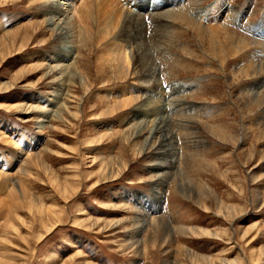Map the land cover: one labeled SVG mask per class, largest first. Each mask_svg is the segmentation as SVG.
Returning a JSON list of instances; mask_svg holds the SVG:
<instances>
[{"label": "rangeland", "instance_id": "rangeland-1", "mask_svg": "<svg viewBox=\"0 0 264 264\" xmlns=\"http://www.w3.org/2000/svg\"><path fill=\"white\" fill-rule=\"evenodd\" d=\"M118 1L0 0V264H264V0Z\"/></svg>", "mask_w": 264, "mask_h": 264}, {"label": "bare ground", "instance_id": "bare-ground-1", "mask_svg": "<svg viewBox=\"0 0 264 264\" xmlns=\"http://www.w3.org/2000/svg\"><path fill=\"white\" fill-rule=\"evenodd\" d=\"M129 3H131V2H128L127 4H129ZM115 4L119 5V4H122V3L120 1H118ZM136 4L137 5H134V7H137V11L136 12L133 9L128 8L129 7L128 5H127L128 7H125L124 4H122L121 6L119 5V7H121L119 9H117V7H116V13L119 14V17H113L112 15H110L111 17L108 19V21L104 22L103 29L104 28L108 29L109 31H111V34L114 33V31L117 32L116 34H118L117 27L118 28H123V26H124L125 29H127V27H130L133 30H135L136 32L139 31L141 33L142 29H143V21L146 22V20H145V16L146 15L145 14H147V11H152L153 12L154 10H156V11H154L152 13L153 14L152 17L157 15V13L161 14V13H159L161 11H168L166 8L164 10L161 9V8H163L162 7L163 3H161V2L160 3L156 2V4L152 6V5L147 4L145 2V0H138V2ZM227 6L228 5H226L224 9H229V7H227ZM65 11H66V9H65ZM217 11L215 13H217ZM175 13H177V12H175ZM215 13H214V8H213V10L211 12L207 13V14H209V16H213V15H215ZM103 14H106V13H103ZM173 16H175V15H173ZM204 17H203V19H204ZM72 23L73 22H71V21L65 22L64 26L62 25V29L63 30H61L60 33L57 34V38L60 41L62 40L61 44H64L63 46H65L67 50H69V46H70L69 44H71V41H72L70 39L72 37V35L69 33L71 31L70 28L72 26ZM38 24H46L44 28L47 27V23H45V21H42L41 23H38ZM126 36L129 37L128 34H126ZM128 40L129 39H127L126 41H128ZM126 41H124V42L126 43ZM145 42L143 40L139 41L138 44H136V46L132 50H128V51H126V48L123 45L119 44V46L121 47V49L119 50V55H115L114 54L111 57L116 63L120 64V65H116V68L119 69V71L121 73H123L122 72V68L124 66H128V68L126 70V72L128 74V72H129V63H131L132 69L136 70V71L139 70L138 72H140V74L143 77H145L146 79H150V78L153 77V75H152L153 74V70H156L157 66H155V63H154V60H153V56H152L151 52L148 50L147 46L145 45ZM70 47H72V46H70ZM75 66L76 67H80V64L78 65V62H77L73 67L75 68ZM41 67L42 66L40 65L39 68H41ZM75 71H77V70H75ZM75 71H74V73H75ZM119 71H118V73H119ZM77 74H78V76H80L79 78L81 79L82 76H81V74L78 71H77ZM154 81L157 83L156 80H154ZM80 82H81V80H80ZM132 100L133 99H130V98L129 99H123V100L120 101V103L126 105V104L130 103ZM162 102L160 100V97H159V99L158 98L154 99L151 96L149 97V95L148 96H144V97L140 98L139 106L137 107V109L140 110L139 113H138L139 115H141V113H144V112H146V110H148V111H150V114H152V116H153L152 119L150 120V125L149 126L144 125L142 127L144 129H147V131L148 130H150V131L153 130V133L162 134V137L165 139L167 137V135L170 133L169 129H167V119H169V118H168V116H166V113H165L166 106ZM152 104H156V105L152 109H149V107ZM142 116H143V114H142ZM122 119H127V118H125V115H124L122 117ZM43 122H45V121H43ZM44 124L40 123L39 126H44ZM146 124H148V123H146ZM136 127L137 128H134V131L132 132V135H141L142 132L138 131L140 127H138V126H136ZM146 139L148 140L149 138H146ZM171 150H172V148H169L167 150V152H166V155H169L171 153ZM161 178H162V176H161ZM157 197H159V196L157 195Z\"/></svg>", "mask_w": 264, "mask_h": 264}]
</instances>
